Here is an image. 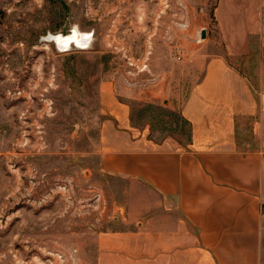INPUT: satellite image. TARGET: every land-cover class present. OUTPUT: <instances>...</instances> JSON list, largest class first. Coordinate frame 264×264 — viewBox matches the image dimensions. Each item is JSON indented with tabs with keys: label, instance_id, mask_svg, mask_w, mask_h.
Returning a JSON list of instances; mask_svg holds the SVG:
<instances>
[{
	"label": "rangeland",
	"instance_id": "rangeland-1",
	"mask_svg": "<svg viewBox=\"0 0 264 264\" xmlns=\"http://www.w3.org/2000/svg\"><path fill=\"white\" fill-rule=\"evenodd\" d=\"M73 28L87 47L51 40ZM222 55L251 92L235 141L258 165L264 264V0H0V264H97L127 185L99 167L105 96L186 144L180 107Z\"/></svg>",
	"mask_w": 264,
	"mask_h": 264
},
{
	"label": "crops",
	"instance_id": "crops-1",
	"mask_svg": "<svg viewBox=\"0 0 264 264\" xmlns=\"http://www.w3.org/2000/svg\"><path fill=\"white\" fill-rule=\"evenodd\" d=\"M105 98L100 171L127 185L122 213L97 237V264H259L258 165L235 141V115L252 98L226 57L206 61L180 107L186 144L152 140Z\"/></svg>",
	"mask_w": 264,
	"mask_h": 264
},
{
	"label": "clouds",
	"instance_id": "clouds-1",
	"mask_svg": "<svg viewBox=\"0 0 264 264\" xmlns=\"http://www.w3.org/2000/svg\"><path fill=\"white\" fill-rule=\"evenodd\" d=\"M83 36V38L85 40H88V41H91V36L92 34L91 33H85V34H81L77 31L76 28H73L72 30V35L68 36V37H63L59 34H57L56 36L53 37V39L60 43V44H63V45H69L71 44L72 42H75L77 44V46H81V47H87L88 45L87 44H84V45H81L80 44V40L78 39L79 36Z\"/></svg>",
	"mask_w": 264,
	"mask_h": 264
},
{
	"label": "bare ground",
	"instance_id": "bare-ground-1",
	"mask_svg": "<svg viewBox=\"0 0 264 264\" xmlns=\"http://www.w3.org/2000/svg\"><path fill=\"white\" fill-rule=\"evenodd\" d=\"M70 35H72V33L71 34H68V35H65V36H63V37H68V36H70ZM78 39L80 40V44L81 45H84V44H87L88 45V43L90 42H88L87 40H85L83 37H82V35L81 36H79L78 37ZM51 40L52 41H55L54 39H53V37L51 38ZM55 43L57 44V46L59 47V48H62V47H69L71 44H75V45H77L75 42H72L71 44H69V45H63V44H60V43H58V42H56L55 41ZM79 47H81V46H79Z\"/></svg>",
	"mask_w": 264,
	"mask_h": 264
},
{
	"label": "water",
	"instance_id": "water-1",
	"mask_svg": "<svg viewBox=\"0 0 264 264\" xmlns=\"http://www.w3.org/2000/svg\"><path fill=\"white\" fill-rule=\"evenodd\" d=\"M82 34H85V33H82ZM83 37V36H82ZM200 38L201 39H204L205 38V31L204 30H202V32L200 33ZM49 39V38H48ZM50 40V39H49ZM88 41V40H87ZM89 42V41H88ZM60 49H66V47H62V48H60Z\"/></svg>",
	"mask_w": 264,
	"mask_h": 264
}]
</instances>
